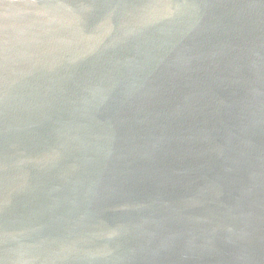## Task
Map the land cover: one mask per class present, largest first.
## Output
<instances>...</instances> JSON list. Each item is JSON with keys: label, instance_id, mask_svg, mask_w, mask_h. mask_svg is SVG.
Here are the masks:
<instances>
[{"label": "water", "instance_id": "95a60500", "mask_svg": "<svg viewBox=\"0 0 264 264\" xmlns=\"http://www.w3.org/2000/svg\"><path fill=\"white\" fill-rule=\"evenodd\" d=\"M159 2L0 0V264H264V0Z\"/></svg>", "mask_w": 264, "mask_h": 264}, {"label": "clouds", "instance_id": "9594fccd", "mask_svg": "<svg viewBox=\"0 0 264 264\" xmlns=\"http://www.w3.org/2000/svg\"><path fill=\"white\" fill-rule=\"evenodd\" d=\"M155 7L161 8V9H164V10H171L172 9V6L170 4H168V3H166V2H163V0H161V2H159V3H157L155 5ZM129 35H130V33H127V32H124V33L119 34V35H115L113 37V45L115 43L121 42L122 40H124L125 38H127ZM98 50H102V49H98ZM109 238H111V237H109Z\"/></svg>", "mask_w": 264, "mask_h": 264}]
</instances>
